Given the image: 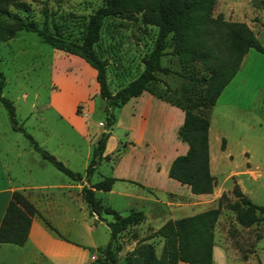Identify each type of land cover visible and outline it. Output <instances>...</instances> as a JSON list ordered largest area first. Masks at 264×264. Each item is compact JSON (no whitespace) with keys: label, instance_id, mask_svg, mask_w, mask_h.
<instances>
[{"label":"rangeland","instance_id":"rangeland-1","mask_svg":"<svg viewBox=\"0 0 264 264\" xmlns=\"http://www.w3.org/2000/svg\"><path fill=\"white\" fill-rule=\"evenodd\" d=\"M26 1L30 4L28 15L38 24L43 23L46 8L49 31L75 40H81L90 13L104 2V0ZM224 1L228 7L224 3L218 5L212 10L213 15L221 14L230 20H242L245 17L243 21L253 28L264 46V8L252 12L249 16L251 21H248L249 0ZM236 1L243 3V6L240 8L238 4L236 6ZM223 8L226 12L219 11ZM18 12L26 15L25 12ZM157 32L158 27L143 23L139 14L136 18L121 15L104 18L100 37L94 47L100 56L108 60L107 78L112 91L141 72L144 68L143 58L152 50ZM167 41L161 62L168 70L156 72L157 78L153 86L164 97L198 110L199 107L195 106L193 101H188L186 95L195 98L205 86V81L195 79L205 72L203 65L199 61L182 63L178 56L171 52L170 36ZM251 63L256 70V82L259 85L263 84L264 55L252 60ZM84 64L79 57L44 42L33 30L21 29L9 39L0 41V69L5 80L1 93L13 101L18 123L28 130L42 147L55 154L71 169L83 174L100 133L107 129L111 130L113 126L108 127L105 122V100L98 91L87 93L86 89L83 97L75 104H70L69 99L76 95L75 93L70 95L75 89L73 85L83 76L81 71L85 68ZM88 72L85 80L87 85H91L92 90L94 79ZM66 88L67 94L64 93ZM260 89H263L264 93V85ZM71 114L74 117L73 122L67 117ZM260 114L262 118L258 121L257 117L254 118L256 113L250 115L243 113L238 116L240 120L237 124L238 134H241L245 141L234 142L232 162L238 167L245 166L248 160L252 166L260 169V183L252 194L255 202L264 204V106ZM250 117L254 118V131L249 127ZM85 127L86 129L81 131V128ZM114 128L116 133L121 130L117 126ZM258 131L261 141L251 147V156L247 159L241 151L242 145H252L249 137ZM126 142L120 139L117 146L103 157L91 176L74 180L48 159L43 158L22 131L12 127L7 108L0 101V172L1 169L4 170L5 176L13 180L21 179L26 182L37 180L46 184L42 188L45 198L38 204L48 213L52 224L64 236L85 245L82 264L100 262L102 251L99 247H103L109 240L110 233L106 220L111 219L112 215L103 211L100 216L92 214L87 203L78 198L77 193H81L82 183H92L101 178V173H110V164L104 160H116L123 152L119 151V148H123ZM66 183L70 184L69 188L65 186ZM126 183L133 191L140 190V186L135 183ZM95 196L102 205H110L117 210L124 206V199L115 194L110 196L104 190H97ZM160 197L162 198L161 195ZM237 198L231 191L223 197L222 218L219 223L223 227L227 226L230 231L228 240L233 247L238 248L241 256H248L257 248L264 258V212H260L261 220L257 222V227L239 225L235 220V211L227 206L229 200ZM116 206H120V209ZM121 213L127 214L128 211L124 210ZM143 228L145 231L142 236L151 231V228L145 225ZM52 232L55 233L53 230ZM255 234L260 236L256 242ZM139 236V227L133 225L118 234L112 243L116 251V262L113 264H124V253L129 245H132L134 238ZM149 240L154 242L159 251L162 237L155 235ZM68 264H77L76 259L68 257Z\"/></svg>","mask_w":264,"mask_h":264},{"label":"trees","instance_id":"trees-1","mask_svg":"<svg viewBox=\"0 0 264 264\" xmlns=\"http://www.w3.org/2000/svg\"><path fill=\"white\" fill-rule=\"evenodd\" d=\"M215 1L104 0L103 4L90 13L81 40H75L49 31L46 8L45 18L40 25L28 15L30 4L26 0H0V41L14 36L18 30H33L54 48L84 58L96 69L98 92L105 100V122L108 127L116 121L115 109L144 90L181 107L184 111V120L177 129V136L187 142L188 148L185 153L177 154L171 160L167 173L170 177L188 184L194 193H208L213 191L216 184L209 163L208 128L211 107L221 90L239 69L248 49L254 47L264 52L263 44L247 22L225 19L221 14L213 15ZM252 3L256 7L264 8V0H253ZM18 11L25 12L26 15L23 16ZM138 14L143 23L158 27L154 46L143 58L144 68L141 72L112 91L107 78L108 60L99 55L94 44L100 37V28L105 17L121 15L136 18ZM169 36L172 39L171 52L176 54L182 63L199 61L205 70L202 75L195 77L196 80L205 81L203 89L195 98L186 95L188 101H193L195 106L199 107L198 110L164 97L153 86L157 78L156 72L168 70L162 65L161 57L165 53ZM4 84V73L0 69V101L7 108L12 127L22 131L43 158L48 159L72 179L82 180L84 176H91L103 157L107 156L104 155V150L111 130L102 131L97 138L85 174L75 171L51 151L42 147L34 136L18 123L13 101L1 93ZM125 147L126 144L119 148V151H123ZM116 179L117 177L112 175H103L92 183L83 184L81 188L82 198L92 214L100 216L103 211L113 217L106 220L110 237L103 247H99L102 257L97 264L115 263L116 251L112 247L114 239L121 231L139 223L145 217L141 209H131L127 214H121L110 205L98 203L95 189L109 190ZM231 192L238 198L229 200L227 206L235 211L237 222L248 226L261 220L260 212H264V204L253 202L237 183ZM225 196L227 193L223 192L217 206L177 218H168L157 229L138 238L133 247L126 251L124 264H177L179 260L193 264H212L214 231ZM38 213H40L38 207L23 190L14 189L0 222V242L24 244L28 238L32 218ZM43 218L50 228L58 232L47 218ZM155 235L163 239L159 254L156 252L154 242L149 240Z\"/></svg>","mask_w":264,"mask_h":264},{"label":"crops","instance_id":"crops-1","mask_svg":"<svg viewBox=\"0 0 264 264\" xmlns=\"http://www.w3.org/2000/svg\"><path fill=\"white\" fill-rule=\"evenodd\" d=\"M252 1L249 0L247 6L250 12L247 16L248 21H251L249 16L252 12L263 10L254 6ZM223 3L228 7L224 0H216L213 9L215 10L218 5ZM237 4L239 8L243 6V3L237 2L236 6ZM224 8L219 9V11L226 12ZM245 19L244 17L241 21ZM71 54L79 57L85 63L83 66L85 68L81 71L83 76L73 85L75 89L70 94H76L72 99H69L72 105L83 97V92L86 89L87 93L97 92L99 84L96 80V69L81 56ZM262 55L264 52L254 47L248 49L241 60L239 69L221 90L215 104L211 107L208 128L209 163L210 171L216 178L212 192L194 193L188 184L170 177L167 173L171 160L177 154L185 153L188 148L187 142L177 136V129L184 120V111L181 107L148 90L130 97L122 106L118 107L116 111L117 120L111 128L104 155L111 152L120 139L127 141L126 147L116 160H104L110 164V173H101L100 175L101 177L103 175L117 177L112 187L104 191L110 196L115 194L125 200L123 208L118 210L120 213L124 210L129 212L131 209L144 211V219L133 225L139 227L140 236L138 238L142 237L145 231L144 225L153 231L168 218H177L217 206L221 194L223 192L228 194L235 183L255 202L252 193L260 183V169L257 166H252L251 161L248 160L245 166L236 167L232 160L234 142L245 141L244 137L238 134L237 124L240 123L238 116L243 115V113H249V115L256 113L257 116L255 115L254 118L257 117V121L262 118L260 113L264 106V93H262L263 89L260 88L264 85V80L263 84L260 85L256 82V70L251 63L252 60ZM86 72L91 73L94 79L92 90L91 85H87L85 80ZM67 90L68 88L64 93ZM67 117L71 122L74 121L72 114ZM254 118L248 119L252 131H254L255 126ZM115 126L121 129L117 133L114 130ZM84 129L86 127L81 128V131ZM249 138L253 144H243L241 149L247 159L251 156V147L256 142L261 141L260 132L251 134ZM223 141L224 144L222 145ZM126 182L135 183L140 186V190L133 191ZM44 186H46L45 183L37 182V180L26 182L21 179L7 178L4 170L1 169L0 222L14 189L23 190L38 207L40 213L33 216L28 238L24 244L0 242V264H68V257L76 259L77 264L83 263L85 245L64 236L54 224L62 235L46 224L43 217L50 221L48 213L42 210L38 204L45 198L42 191ZM65 186L69 188L70 184L66 183ZM97 190L102 189H95V194ZM77 196L83 200L81 193H77ZM116 207L120 209V206ZM221 218L222 215L220 214L214 231L212 264H264V258L261 257L257 248L248 256H241L238 248L230 244L228 240L230 231H228L227 226L223 227L219 223ZM257 224L253 223L246 227H257ZM259 237L255 234V242ZM138 238H134L128 249L133 247ZM161 247L158 251L155 245L157 254L160 253ZM177 264L193 263L179 260Z\"/></svg>","mask_w":264,"mask_h":264}]
</instances>
